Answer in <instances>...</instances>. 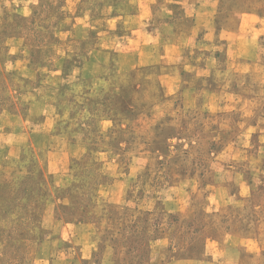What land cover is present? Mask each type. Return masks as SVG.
Wrapping results in <instances>:
<instances>
[{
  "label": "rangeland",
  "instance_id": "rangeland-1",
  "mask_svg": "<svg viewBox=\"0 0 264 264\" xmlns=\"http://www.w3.org/2000/svg\"><path fill=\"white\" fill-rule=\"evenodd\" d=\"M0 264H264V0H0Z\"/></svg>",
  "mask_w": 264,
  "mask_h": 264
}]
</instances>
